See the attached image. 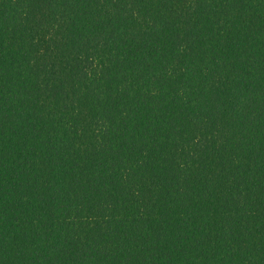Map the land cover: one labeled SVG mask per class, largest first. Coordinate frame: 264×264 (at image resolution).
I'll list each match as a JSON object with an SVG mask.
<instances>
[{
    "label": "trees",
    "instance_id": "16d2710c",
    "mask_svg": "<svg viewBox=\"0 0 264 264\" xmlns=\"http://www.w3.org/2000/svg\"><path fill=\"white\" fill-rule=\"evenodd\" d=\"M0 264H264V0H0Z\"/></svg>",
    "mask_w": 264,
    "mask_h": 264
}]
</instances>
